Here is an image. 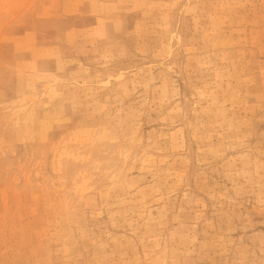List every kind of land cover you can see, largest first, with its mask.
<instances>
[{"label":"rangeland","instance_id":"374dc122","mask_svg":"<svg viewBox=\"0 0 264 264\" xmlns=\"http://www.w3.org/2000/svg\"><path fill=\"white\" fill-rule=\"evenodd\" d=\"M0 264H264V0H0Z\"/></svg>","mask_w":264,"mask_h":264}]
</instances>
